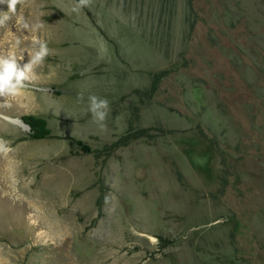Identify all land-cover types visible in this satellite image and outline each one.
Instances as JSON below:
<instances>
[{
  "label": "rangeland",
  "instance_id": "1",
  "mask_svg": "<svg viewBox=\"0 0 264 264\" xmlns=\"http://www.w3.org/2000/svg\"><path fill=\"white\" fill-rule=\"evenodd\" d=\"M76 2L0 26V56L49 49L0 98V264H264V0Z\"/></svg>",
  "mask_w": 264,
  "mask_h": 264
},
{
  "label": "clouds",
  "instance_id": "2",
  "mask_svg": "<svg viewBox=\"0 0 264 264\" xmlns=\"http://www.w3.org/2000/svg\"><path fill=\"white\" fill-rule=\"evenodd\" d=\"M26 0H0V26L6 24L10 19L9 13H15L17 5L23 6ZM91 0H77L73 6V12H79L85 7H89ZM7 6L4 10L3 6ZM49 54V49L44 43H40L39 49L24 64H19L14 56H0V98L16 97L22 94V90L27 87V83L36 78L34 69L41 64ZM83 99V94L80 96ZM89 111L93 119L103 127L109 109L107 99L91 95L88 97ZM9 149L5 141L0 140V152H7Z\"/></svg>",
  "mask_w": 264,
  "mask_h": 264
},
{
  "label": "trees",
  "instance_id": "3",
  "mask_svg": "<svg viewBox=\"0 0 264 264\" xmlns=\"http://www.w3.org/2000/svg\"><path fill=\"white\" fill-rule=\"evenodd\" d=\"M22 120L30 127V137L32 139L42 140L52 136V130L46 118L37 115H25L22 117ZM78 145H80L85 152L90 151V147L83 142L78 141Z\"/></svg>",
  "mask_w": 264,
  "mask_h": 264
},
{
  "label": "bare ground",
  "instance_id": "4",
  "mask_svg": "<svg viewBox=\"0 0 264 264\" xmlns=\"http://www.w3.org/2000/svg\"><path fill=\"white\" fill-rule=\"evenodd\" d=\"M31 55V54H30ZM10 119V121L11 122H13L14 124H17V125H19V126H23L24 124H23V122H21V120L20 119H17V118H9ZM26 125H24L23 127H25ZM27 127V126H26ZM36 200H38V199H36ZM33 203V202H32ZM39 204H37V206H38ZM46 205V204H45ZM40 207V206H39ZM44 208V207H43ZM42 209V208H41ZM47 209H48V207H47ZM40 210V209H39ZM41 211V210H40ZM44 211V210H43ZM47 213V212H46ZM36 214V213H35ZM45 216V215H44ZM36 220V219H35ZM34 220V221H35ZM51 221V220H50ZM44 222V221H43ZM35 223H36V221H35ZM45 223V222H44ZM52 223H53V221H52ZM54 224V223H53ZM46 225V224H45ZM51 226H52V224H51ZM50 226V227H51ZM53 227V226H52ZM49 228V227H48ZM56 228V227H55ZM58 230H65V227L64 226H59L58 225V228H57Z\"/></svg>",
  "mask_w": 264,
  "mask_h": 264
},
{
  "label": "water",
  "instance_id": "5",
  "mask_svg": "<svg viewBox=\"0 0 264 264\" xmlns=\"http://www.w3.org/2000/svg\"><path fill=\"white\" fill-rule=\"evenodd\" d=\"M21 122H23V120ZM23 124L26 125L29 128V126L27 124H25L24 122H23Z\"/></svg>",
  "mask_w": 264,
  "mask_h": 264
}]
</instances>
